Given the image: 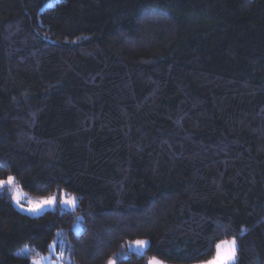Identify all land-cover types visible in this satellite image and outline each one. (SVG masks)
Masks as SVG:
<instances>
[{
  "label": "trees",
  "instance_id": "trees-1",
  "mask_svg": "<svg viewBox=\"0 0 264 264\" xmlns=\"http://www.w3.org/2000/svg\"><path fill=\"white\" fill-rule=\"evenodd\" d=\"M0 264H264V0H0ZM79 215L78 232L72 225ZM146 238L142 253L126 242Z\"/></svg>",
  "mask_w": 264,
  "mask_h": 264
},
{
  "label": "rangeland",
  "instance_id": "rangeland-1",
  "mask_svg": "<svg viewBox=\"0 0 264 264\" xmlns=\"http://www.w3.org/2000/svg\"><path fill=\"white\" fill-rule=\"evenodd\" d=\"M7 189L10 192V200L13 206L22 213L28 215H37L44 210L52 209L56 205L62 208L73 209L76 204L75 195L66 191L56 192L46 197H31L17 184L14 183L12 176L0 180V190ZM79 215L76 217L72 230L78 232ZM58 236L52 239L48 244V249L44 253L31 255L29 248L23 245L16 253L28 255L29 264H66L67 258L64 253L63 245L60 243ZM148 240L146 238H135L126 242V248L129 251L142 253L147 247ZM235 242L233 239H223L216 243L215 254L212 258L193 262L189 264H230L234 260ZM147 264H172L166 263L158 257H149ZM106 264H114L113 260H109ZM182 264V263H178Z\"/></svg>",
  "mask_w": 264,
  "mask_h": 264
}]
</instances>
